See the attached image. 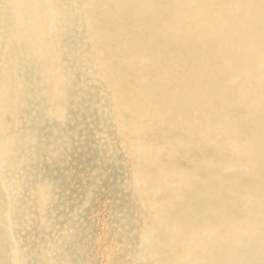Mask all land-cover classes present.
Masks as SVG:
<instances>
[{"label":"rangeland","instance_id":"1","mask_svg":"<svg viewBox=\"0 0 264 264\" xmlns=\"http://www.w3.org/2000/svg\"><path fill=\"white\" fill-rule=\"evenodd\" d=\"M194 2L222 32L178 58L143 43L182 0H0V263L264 264V0Z\"/></svg>","mask_w":264,"mask_h":264},{"label":"bare ground","instance_id":"2","mask_svg":"<svg viewBox=\"0 0 264 264\" xmlns=\"http://www.w3.org/2000/svg\"><path fill=\"white\" fill-rule=\"evenodd\" d=\"M184 3H185V5L183 6V8H187L188 9V15H187V19H189V21L191 20V22H193V24H194V26H195V28H190V29H187L188 30V33L186 34V36H189V38L188 39H184L183 37H182V32L184 31V30H180V29H174V28H170L167 24L168 23H165V22H162V20H163V18H162V20H160L161 21V25H162V23L164 24L163 26H164V29L163 30H159V31H163V33L165 34V35H159V34H156V36L158 37V39H159V41L157 40V41H153V37L152 36H150L149 37V39H150V41H145L143 44H144V48L145 49H149V48H154V47H156L157 45H161V46H163V47H165V48H167L168 46H166V45H164L163 43H162V41H161V37L164 39V40H166V39H171V38H168V33L170 34V35H172V34H174V33H178V35H177V37H176V35H175V39L173 38L172 39V41H173V43H174V46L175 45H178V46H180V47H182L183 49H185L186 51H187V53H186V51L184 50V51H182V53H181V51L180 50H178V49H175V47H174V50H178L180 53L179 54H175L178 58H186L187 56L186 55H189V54H191L192 53V51H193V45H194V53L195 52H197V44L195 43L196 41H200V42H202V41H209V40H211L212 39V37L213 36H215L216 34H219V33H221L222 32V23L221 22H219L218 24H214V26H212L211 27V29L210 30H208V26L210 25V23H209V21H207V20H201V19H198L197 17H195V18H193V16H192V12L194 11V4H195V2H194V0H182ZM233 1H239V0H233ZM116 2H117V0H116ZM118 2H120V1H118ZM136 2V1H135ZM141 2V1H140ZM146 2V1H145ZM175 2V1H174ZM113 3H115V0H113ZM106 4V3H105ZM112 4V3H111ZM116 4H118L119 5V3H115V5ZM113 5L114 4H112L111 6H112V8H117V6H115V7H113ZM125 5V4H124ZM160 5V4H159ZM253 5L257 8V4H256V2H253ZM110 6V7H111ZM121 6H123V5H121ZM126 7V6H125ZM196 7L197 8H201V7H204V5H202L201 6V4H196ZM112 8H109L110 10L112 9ZM122 8V7H121ZM182 8V9H183ZM211 9L213 8V7H210ZM13 9V10H12ZM109 10V11H110ZM141 10V9H140ZM156 10H158V9H156ZM12 11L15 13V7H12V5L9 3L6 7H5V9H3V12H2V14H4L5 12H9V13H12ZM117 12L118 10H114V12ZM213 11L215 12V13H217L218 12V10H214V8H213ZM43 12H47V13H49L48 11H46V10H43ZM97 12V11H96ZM98 12H100V11H98ZM113 12V11H112ZM136 12V11H135ZM134 12V13H135ZM145 12V11H144ZM108 13V12H107ZM133 13V14H134ZM1 14V15H2ZM35 15H36V19H35V21H32L31 23L33 24V33L31 34V38L30 39H33V40H35L36 42H38V41H43V39H41L40 37H43V34H39V32H44L43 30H41V29H43V27L41 26L42 24H43V21H42V18H41V14H40V12H39V10H38V14L37 13H34ZM34 14H32V15H34ZM108 14H111V12H109ZM108 14H106V15H108ZM131 14V13H130ZM117 15H119V14H117ZM162 15V14H161ZM3 16V15H2ZM121 16V15H120ZM120 16H119V18H120ZM142 16V15H141ZM124 17V16H123ZM135 17V16H134ZM143 17V16H142ZM38 18H39V20H38ZM170 18H172V17H170ZM135 19H136V17H135ZM165 19V18H164ZM194 19H196V20H198V21H200V22H202L203 24H201V25H199V26H197L196 27V22L195 21H193ZM122 20V19H121ZM137 20V19H136ZM178 20V26L177 27H180L181 25H180V22H181V19L180 18H178V19H175L173 22H175V21H177ZM168 21V20H167ZM0 22H2V21H0ZM145 22H147L146 20H145ZM27 24H28V22H26ZM172 23V22H171ZM131 25V24H130ZM148 24H146V26H147ZM92 27V26H91ZM3 28L4 27H1L0 28V39H2L3 38V33L5 32V29L3 30ZM136 28H140V26H139V24H136ZM160 28H161V26H160ZM189 30L191 31V32H189ZM31 31V30H30ZM30 31L29 30H27V29H25L24 30V32H23V34H26V35H29V33H30ZM157 32V31H156ZM156 32H154V34L156 33ZM153 34V35H154ZM167 34V35H166ZM223 35V34H222ZM37 36V37H36ZM174 36V35H173ZM172 36V37H173ZM211 36V37H210ZM36 37V38H35ZM157 37H156V39H157ZM153 41V46L150 44L151 42ZM30 43V42H29ZM32 44V43H31ZM171 46V45H170ZM202 50V49H201ZM200 50V51H201ZM170 53V52H169ZM197 54V53H196ZM219 54H217V56H218ZM154 56H156L157 57V55H154ZM193 56H194V54H193ZM195 57V56H194ZM162 58H160V59H158V57H157V60H161ZM169 59L171 60V62H173V60H174V55H173V53L172 54H170L169 55ZM197 59H199L198 57H197ZM196 59V60H197ZM157 60H155L154 61V63L153 64H156L157 65V63H159ZM195 60V61H196ZM211 60V59H210ZM193 62V63H195V65L198 63L197 61L196 62ZM199 62H200V65H197V66H200V67H203V66H206V65H204L203 63V65L201 66V61H200V59H199ZM193 63H189V65H188V67H186L185 69H183V70H181L180 72L178 71V70H172L169 66H165L166 68H165V70H167V72H170V73H177V75H180V76H183V77H185V76H188V77H191L192 76V68H191V66H194L193 65ZM208 63V62H207ZM211 63V62H210ZM208 65V64H207ZM209 66V65H208ZM208 66H206V69H208ZM210 67V66H209ZM206 69H204V68H200V72H201V75H203V71H208V70H206ZM198 70V69H197ZM196 70V71H197ZM199 72V71H198ZM198 74H200V73H198ZM198 76H196V78H197ZM142 81H143V79L144 78H140ZM146 80H148L147 78H145ZM198 80H199V78H197ZM203 79V78H202ZM201 80V79H200ZM145 81V80H144ZM143 81V82H144ZM138 82H139V84H140V81L138 80ZM138 82L137 83H133L132 85L133 86H135V87H137L136 85L138 84ZM143 82H141V84L143 83ZM172 83L173 84H175V80H173L172 81ZM1 84V83H0ZM176 84H179V82H177ZM141 86V85H140ZM143 88V87H142ZM147 88V87H146ZM183 93H184V90L182 89V88H177L176 89V91H175V95L173 96V100L176 102V103H178V104H181L182 102H184L185 101V99H179V100H177L176 99V96H179V97H183ZM149 103H150V101H149ZM43 189V188H42ZM1 193V192H0ZM261 202H259V208H257V209H262L263 208V206H264V199L263 198H260L259 199ZM0 202H1V196H0ZM172 201H168L167 202V204L169 205V206H171L172 205ZM246 204V203H245ZM248 204L251 206V207H249V208H251V209H249V210H251L252 211V209H253V207H254V205H255V202H248ZM248 204H247V207H248ZM245 207V206H244ZM160 209H165V214H169L170 212H168V208H167V206H165V205H161L160 207H159ZM255 208V207H254ZM256 210V209H255ZM1 213V212H0ZM168 222H170V220H168ZM6 218H5V216L1 213V215H0V246H1V250H0V260H4L5 258H6V256H13V255H15V253H16V256L19 254V251L18 250H15V249H17V246H14V249L12 248V250H10V251H6V246H8V247H10L13 243L15 244L16 242H15V239H13L12 238V234H9L7 231H6ZM150 229H151V227L150 226H148L146 229H145V231L143 232V234L144 233H146V234H149V231H150ZM213 229H215V228H213ZM171 230V231H170ZM162 236H164L165 238H163V240H166V241H163L162 239H160L161 241L158 243V247L159 246H161V244H163V243H171V242H174V240H175V234H174V228H173V225H170L169 226V228L167 229V231H166V233H164V235H162ZM13 239V240H12ZM9 240H12V241H9ZM188 256H192V251L191 252H188ZM7 259V258H6ZM160 259H161V257H160ZM0 264H4V263H0ZM6 264V263H5ZM17 264V263H16ZM176 264V263H175ZM179 264V263H178ZM182 264H187L186 262H184V263H182Z\"/></svg>","mask_w":264,"mask_h":264}]
</instances>
